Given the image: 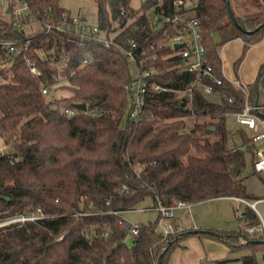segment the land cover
<instances>
[{"label":"trees","instance_id":"16d2710c","mask_svg":"<svg viewBox=\"0 0 264 264\" xmlns=\"http://www.w3.org/2000/svg\"><path fill=\"white\" fill-rule=\"evenodd\" d=\"M61 1L28 0L30 14L20 28L0 6V37L17 39L21 49L13 60L3 53L0 69V148L6 150L0 149V219L38 209L46 215L0 229V264H169L172 251L191 234L220 240L232 253L246 252L236 260L258 264L259 255L264 259V238L259 231H248L260 224L249 207L243 213L248 229L184 231L171 241L158 222L139 225V233L130 237L120 226L121 216L112 212L135 210L147 198L155 206L246 199L244 173L254 143L247 129L230 128L228 117L243 110L246 93L249 103L258 102L264 63L259 79L246 91L226 80L216 85L206 79L214 94L197 86L192 101L181 99L177 93L197 75L187 71L186 59L166 35L175 31L168 22L173 0H146L140 8L132 6L133 0H95L94 25L123 47L135 39L137 53L148 51L143 64H133L118 46L105 48L71 32L47 30L46 24L62 23L64 14H71ZM154 15L161 18L157 25ZM194 15L206 63L219 78L224 43L241 38L247 49L264 39L263 8L241 17L231 0H198ZM89 55L93 58L83 65ZM28 61L38 68V76ZM134 69L152 71L138 120L126 89ZM44 88L69 94L52 99ZM258 115L264 118V113Z\"/></svg>","mask_w":264,"mask_h":264},{"label":"built area","instance_id":"2783aa9c","mask_svg":"<svg viewBox=\"0 0 264 264\" xmlns=\"http://www.w3.org/2000/svg\"><path fill=\"white\" fill-rule=\"evenodd\" d=\"M0 6L7 10L10 9V13L14 19V24L19 28L21 27L20 21L27 19L30 14L28 0H0ZM197 8L198 0H173V15L170 19H168V22L171 23L175 29L173 35L166 34L169 38V44L174 49L176 44L182 45L179 49L175 50L180 51L182 57L186 59L187 71L197 75L196 78L189 82L185 91L177 93V97L192 101L193 91L197 86H201L207 95L214 94V86L208 83L206 79L211 83L215 82L216 85H222L223 81L226 80L243 91H246V86L238 80H229L223 75V78L217 77L212 66L206 63V47L201 34L200 21L194 15ZM64 18L65 20L62 23L46 24V29L71 32L79 35L82 39L98 41L103 44L105 48L118 46L123 51L126 58L133 64H143L147 61L144 57L147 55L148 51L146 49H142L139 53H137L139 43L135 39H128V47L126 48L118 44L113 36H110V38L103 36L98 26L86 23L85 20L79 16L73 14L68 15L65 13ZM160 20L161 18L159 19L157 15H154V25H157V22ZM160 47H162V45ZM153 48L154 46L151 45V49ZM20 51L21 49L19 48L17 39H4L0 37V69L4 65L2 61V58L4 57L3 53L8 56L9 60H13L20 53ZM92 58L93 57L91 55L84 58L83 65L87 64ZM151 59H156V56H152ZM28 64L31 72L38 76L39 70L35 64L31 61H28ZM151 75L152 71L140 69L126 87L130 97L132 98V116L135 120H138L145 106L146 97L150 88L148 79ZM151 86L156 92H159L162 89L158 84H152ZM43 93L48 94L49 90L44 88ZM230 101H232V98H230ZM260 110V107L253 106L249 103L248 94L246 93L243 110L234 114L236 123L249 130L253 143L257 144L256 161L254 163V170L256 173L264 172V118L258 115ZM65 113L74 115L76 111L65 110ZM234 199L238 202L246 204L255 212L257 217L260 219V224L256 228H249L248 231L250 233L259 231L264 238V211L260 208V206L264 207V197L257 198L253 201H248L243 198ZM107 204H109V202ZM179 208H190V203L185 201H176L172 206H164L162 204H158L156 206V209L159 212L158 227L168 241H171L172 237L184 231L180 225L174 223L173 221L175 218V210ZM112 213L121 216L120 226L130 237L136 236L139 233L140 226L130 223L124 217L125 212L113 211ZM44 218H46V215L38 209L36 212L31 214L25 213L0 219V229L16 224H24L30 221L35 222Z\"/></svg>","mask_w":264,"mask_h":264},{"label":"crops","instance_id":"0c3cea01","mask_svg":"<svg viewBox=\"0 0 264 264\" xmlns=\"http://www.w3.org/2000/svg\"><path fill=\"white\" fill-rule=\"evenodd\" d=\"M234 1L235 4L231 2V5L237 16H241V17L246 16L248 14L258 12L260 8L264 9V0H234ZM82 19L86 20L85 18ZM220 60H221L222 75L229 80H238L242 82L247 89V87L249 85L254 84L261 75L260 70L262 64L264 63V39L260 43L252 45L247 49H245V43L241 38L230 40L221 46ZM134 72L136 74L138 70L134 69ZM251 105L260 107L261 108L260 112H262V114L264 113V88L261 89V94L258 99V102L255 105L254 104ZM231 116L234 117V115ZM236 125L239 126L238 124ZM254 146L257 148V144H254ZM255 161H256V151H255ZM253 169H254V165H253ZM223 198L234 199L238 197H223ZM193 205L195 204H190V208L176 209L175 218L173 220L174 223L180 225L184 229V231L194 232L197 230H212L204 227L203 225L205 224H202L201 222H199V220L197 221V219H195L192 216L191 211ZM246 208L247 209L245 210V212L248 210L247 205ZM158 219H159V212L156 222H158ZM158 229L160 230L159 227ZM233 254L236 253H232L229 247L220 240L211 237H201L196 234H191L185 237V239L180 243V246L172 251L169 257V264H200V263L207 264V262L232 259L229 257ZM204 260L206 261L204 262Z\"/></svg>","mask_w":264,"mask_h":264},{"label":"rangeland","instance_id":"374dc122","mask_svg":"<svg viewBox=\"0 0 264 264\" xmlns=\"http://www.w3.org/2000/svg\"><path fill=\"white\" fill-rule=\"evenodd\" d=\"M146 0H133L132 6L140 8L141 3ZM235 4L234 0H231ZM61 6L70 11L73 15L85 18L88 24H96L97 12L95 0H62ZM33 27L38 28L34 25ZM30 30V28H28ZM104 36V34H102ZM114 37V35H111ZM214 39L219 40L218 35H214ZM69 94L66 90L52 89L49 92V98H57L60 95L67 96ZM211 100L216 101V97H211ZM237 123L233 116L228 117V125L230 128H236ZM1 152H6L5 149L0 148ZM250 150L247 154V163L244 173L245 186L247 192V200L253 201L257 198L264 197V172L255 173L253 165L255 162V150ZM261 210L264 209L260 206ZM244 203L238 202L235 199L217 198L205 202H200L193 205L192 216L199 220L204 227L212 229L217 232L227 233L234 232L240 229H248L250 224L248 220L243 217L246 210ZM124 217L134 225H147L149 223H156L158 212L151 198H147L136 206L135 210L126 212ZM198 228V227H197ZM244 252H237L231 255V264H244L241 260H236L241 257ZM206 260H204L205 262ZM201 264V263H200ZM258 264H264V259L261 255L258 256Z\"/></svg>","mask_w":264,"mask_h":264},{"label":"water","instance_id":"95a60500","mask_svg":"<svg viewBox=\"0 0 264 264\" xmlns=\"http://www.w3.org/2000/svg\"><path fill=\"white\" fill-rule=\"evenodd\" d=\"M227 6H228V10H229V14H230L231 19H232V20L234 21V23L239 27V25H238V23H237V20H236L234 14H233V12H232V10H231V8H230V4H229L228 1H227ZM7 12H10V9H8ZM239 28H240V27H239ZM181 46H182L181 44H176V45H175V49H179ZM74 108L79 109V110H82V111H85V110L87 109V106H86V104H75V105H74ZM213 129H214V127H213ZM243 150H245V148H243ZM5 199H6V200H9V197H5Z\"/></svg>","mask_w":264,"mask_h":264}]
</instances>
